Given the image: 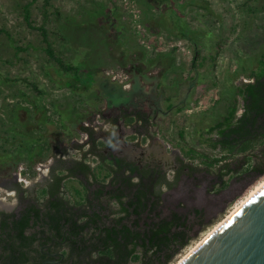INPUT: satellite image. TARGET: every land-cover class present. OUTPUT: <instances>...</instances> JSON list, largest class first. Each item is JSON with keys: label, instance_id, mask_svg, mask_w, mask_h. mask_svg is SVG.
Here are the masks:
<instances>
[{"label": "rangeland", "instance_id": "rangeland-1", "mask_svg": "<svg viewBox=\"0 0 264 264\" xmlns=\"http://www.w3.org/2000/svg\"><path fill=\"white\" fill-rule=\"evenodd\" d=\"M26 7L55 55L85 72L87 85L93 75L92 85L49 59L40 33L24 22ZM263 9L264 0H0V209L20 206V193L7 188L14 173L19 189L30 190L60 146L64 157L78 159L86 138L80 128L108 129L113 107L144 113L151 136L182 156L221 119L234 85L256 66ZM263 177L229 179L216 192L211 176L183 175L165 192L162 214L185 215L197 232L171 264ZM68 185L80 188L74 179ZM193 209L202 211L204 227Z\"/></svg>", "mask_w": 264, "mask_h": 264}, {"label": "trees", "instance_id": "trees-1", "mask_svg": "<svg viewBox=\"0 0 264 264\" xmlns=\"http://www.w3.org/2000/svg\"><path fill=\"white\" fill-rule=\"evenodd\" d=\"M29 17L26 7L24 22L40 33L49 59L63 72L72 73L75 82L92 85L93 75L87 85L83 81L85 72L79 74L78 68L64 64L55 55L45 29L34 27ZM181 28L184 37L186 31ZM261 42L256 66L246 81L234 85L221 119L207 127L204 139H198L195 146L182 149V158H178L181 167L173 182L158 170L140 176L133 163L115 157H99V164L91 167L93 161L89 159L94 154L90 149L83 151V144L77 145L80 157L60 159L51 168L50 180L30 190L18 189V212L0 211V264H171L197 232L192 233L194 224L185 215L176 211L162 214L160 185L172 189L181 175L193 178L204 174L219 184L215 190L219 192L227 187L229 179L252 181L264 176V35ZM136 114L138 120L146 117ZM124 117L127 124L134 122L128 113ZM147 119L140 122L147 123ZM80 132L92 136L87 127H81ZM135 172L138 183L133 182ZM71 179L80 188L69 186ZM192 213L195 222L204 227L202 211L193 209ZM53 240L60 255L48 259L44 252L49 251L41 247Z\"/></svg>", "mask_w": 264, "mask_h": 264}, {"label": "flooded vegetation", "instance_id": "flooded-vegetation-1", "mask_svg": "<svg viewBox=\"0 0 264 264\" xmlns=\"http://www.w3.org/2000/svg\"><path fill=\"white\" fill-rule=\"evenodd\" d=\"M125 113H128L130 118L134 119L132 124H127L125 122ZM105 116V123L107 124L108 129L102 130V126L99 125V123L96 125L97 129L87 127L92 130L91 138L86 134L84 145L86 146L87 150L90 149L95 156L100 158L110 159L111 157H115L118 159H123L127 163H133L137 167V171L140 172V176H143L144 172H148V174L152 173V170L160 171V173L164 175L165 178L166 173L169 171L176 175L177 171L181 167L180 163L178 162V158H182V156L176 151L170 150L162 142L152 137L151 133L149 132L148 122L141 126V119L144 120L147 117L141 116L140 120H138L136 112L130 114L125 109V107L122 106L113 107ZM92 120L94 121L93 117ZM142 141H145L143 145H141ZM99 142L102 143V146H98ZM58 149L59 153L54 158V164L52 165L53 167L60 159H72L66 158L64 155H62L65 153L62 150V146H60ZM103 162L105 163V161ZM97 164L99 163L97 162L96 165ZM96 165L90 163L91 167ZM184 171H187V169H184ZM50 174L51 168L47 170L46 175L41 173L40 181L35 184H44L46 181L50 180ZM19 176L20 171L13 174V178L11 181H9V185L7 186L8 189H11L12 191L14 190L15 192L18 191L20 186L18 185ZM182 176L183 175L180 176V179ZM134 178L139 179L136 172L133 173V180ZM179 183L180 180L176 186ZM171 190H175V187L172 189H167V191ZM164 194L165 192H162V203ZM20 207L21 206H19L15 211H9L5 209H0V211L5 213L18 212ZM42 249L49 251V253L44 252L48 259L57 258L60 255V248L55 246V240L51 241L49 245L41 247V250ZM48 262L54 263L55 261H42L41 264H47Z\"/></svg>", "mask_w": 264, "mask_h": 264}, {"label": "water", "instance_id": "water-1", "mask_svg": "<svg viewBox=\"0 0 264 264\" xmlns=\"http://www.w3.org/2000/svg\"><path fill=\"white\" fill-rule=\"evenodd\" d=\"M180 264H264V189Z\"/></svg>", "mask_w": 264, "mask_h": 264}, {"label": "bare ground", "instance_id": "bare-ground-1", "mask_svg": "<svg viewBox=\"0 0 264 264\" xmlns=\"http://www.w3.org/2000/svg\"><path fill=\"white\" fill-rule=\"evenodd\" d=\"M264 189V179L253 189H251L240 201H238L226 214V216L214 225L200 240H198L175 264L182 263L191 253H193L203 242H205L220 226L242 209L249 201H251L259 192Z\"/></svg>", "mask_w": 264, "mask_h": 264}, {"label": "clouds", "instance_id": "clouds-1", "mask_svg": "<svg viewBox=\"0 0 264 264\" xmlns=\"http://www.w3.org/2000/svg\"><path fill=\"white\" fill-rule=\"evenodd\" d=\"M174 173L169 171L168 173H166V179L169 181V182H173L174 181ZM134 183H138L139 182V179L138 178H134L133 180ZM159 191L161 192H167V186L166 185H160L159 186Z\"/></svg>", "mask_w": 264, "mask_h": 264}]
</instances>
